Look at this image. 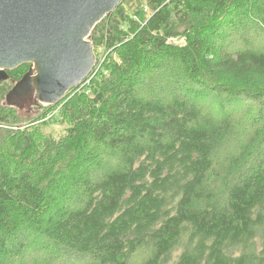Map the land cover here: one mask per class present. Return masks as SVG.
Instances as JSON below:
<instances>
[{"label":"trees","instance_id":"1","mask_svg":"<svg viewBox=\"0 0 264 264\" xmlns=\"http://www.w3.org/2000/svg\"><path fill=\"white\" fill-rule=\"evenodd\" d=\"M92 38L58 103L0 84V264H264V0H123Z\"/></svg>","mask_w":264,"mask_h":264},{"label":"water","instance_id":"2","mask_svg":"<svg viewBox=\"0 0 264 264\" xmlns=\"http://www.w3.org/2000/svg\"><path fill=\"white\" fill-rule=\"evenodd\" d=\"M123 0H0V84L30 64L4 104H56L95 68L92 31Z\"/></svg>","mask_w":264,"mask_h":264},{"label":"rangeland","instance_id":"3","mask_svg":"<svg viewBox=\"0 0 264 264\" xmlns=\"http://www.w3.org/2000/svg\"><path fill=\"white\" fill-rule=\"evenodd\" d=\"M171 41H173V40H171ZM43 105H47V104H42V105H40V106H36V107H34L35 109L36 108H38L39 110H41V106H43ZM19 109V108H18ZM21 110V109H20ZM26 112H28V113H30V111H28V110H26V109H24ZM39 110L38 111H36V113L37 112H39ZM35 112V111H34ZM34 112H31V113H33L34 114ZM22 113V112H21ZM24 113V112H23ZM22 113V114H23ZM55 113V112H54ZM53 113V114H54ZM53 114L51 115V117L53 116ZM55 115H57L56 113H55ZM18 128H20V127H18ZM43 129L44 130H48V131H54L56 134H60V133H63L64 132V129H65V126L64 125H62V124H60L58 121H54V122H52L51 124H49V126L48 127H43ZM59 130V131H58ZM57 131H58V133H57Z\"/></svg>","mask_w":264,"mask_h":264},{"label":"bare ground","instance_id":"4","mask_svg":"<svg viewBox=\"0 0 264 264\" xmlns=\"http://www.w3.org/2000/svg\"><path fill=\"white\" fill-rule=\"evenodd\" d=\"M97 62V61H96ZM59 131V130H58ZM58 131H57V133H58ZM57 137V136H56ZM196 229V228H195ZM180 235V234H179ZM183 239V238H182ZM181 239V240H182ZM177 240H178V238H177ZM181 243V242H180ZM182 243H184V242H182ZM178 244V243H177ZM170 257V256H169ZM172 258V257H171ZM178 261H180V260H178ZM171 264V263H170Z\"/></svg>","mask_w":264,"mask_h":264}]
</instances>
